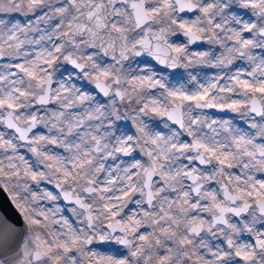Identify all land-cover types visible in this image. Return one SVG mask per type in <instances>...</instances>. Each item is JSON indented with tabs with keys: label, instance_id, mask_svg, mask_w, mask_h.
<instances>
[{
	"label": "snow or ice",
	"instance_id": "obj_1",
	"mask_svg": "<svg viewBox=\"0 0 264 264\" xmlns=\"http://www.w3.org/2000/svg\"><path fill=\"white\" fill-rule=\"evenodd\" d=\"M0 264H264V0H0Z\"/></svg>",
	"mask_w": 264,
	"mask_h": 264
}]
</instances>
